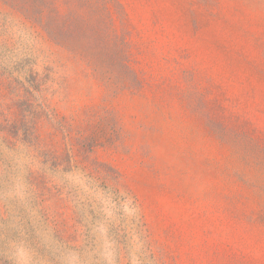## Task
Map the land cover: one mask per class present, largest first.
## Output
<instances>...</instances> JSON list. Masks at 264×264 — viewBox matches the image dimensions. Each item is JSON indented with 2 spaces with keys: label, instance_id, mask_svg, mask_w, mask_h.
I'll list each match as a JSON object with an SVG mask.
<instances>
[{
  "label": "rangeland",
  "instance_id": "374dc122",
  "mask_svg": "<svg viewBox=\"0 0 264 264\" xmlns=\"http://www.w3.org/2000/svg\"><path fill=\"white\" fill-rule=\"evenodd\" d=\"M0 264H264V0H0Z\"/></svg>",
  "mask_w": 264,
  "mask_h": 264
}]
</instances>
